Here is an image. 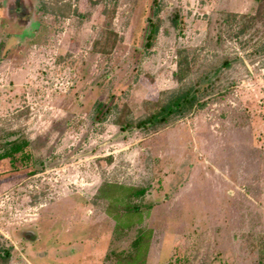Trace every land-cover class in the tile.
Masks as SVG:
<instances>
[{"label":"rangeland","instance_id":"374dc122","mask_svg":"<svg viewBox=\"0 0 264 264\" xmlns=\"http://www.w3.org/2000/svg\"><path fill=\"white\" fill-rule=\"evenodd\" d=\"M56 3L76 13L57 15ZM256 9V0H0V144L25 137L32 157L17 170L0 162L9 264H108L128 243L114 241L97 197L106 183L149 189L139 200L152 205L147 264H257L249 245L264 235V36L238 38L226 21ZM18 10L36 12L28 33L10 24ZM149 18L160 29L145 49ZM106 29L119 37L109 56L93 52ZM180 49L191 65L182 84ZM188 86L199 103L185 117L156 131L116 125Z\"/></svg>","mask_w":264,"mask_h":264},{"label":"trees","instance_id":"16d2710c","mask_svg":"<svg viewBox=\"0 0 264 264\" xmlns=\"http://www.w3.org/2000/svg\"><path fill=\"white\" fill-rule=\"evenodd\" d=\"M257 9L254 14L229 15L226 21L232 25V29L239 38L246 33L250 38L264 36V0H256ZM55 7L51 9L60 16L74 12L71 6L64 8ZM160 25L153 18H149L146 27L145 42L143 47L150 49L159 33ZM119 37L111 29L103 31L102 37L95 41L93 52L106 56L112 54ZM188 51L180 49L178 51L177 71L175 79L182 84L191 74ZM231 62L226 60L223 66L229 67ZM199 103L195 87H182L170 100L145 103L147 107L146 117L137 122H130L126 118V111L118 117L116 125L121 129L139 128L146 130H159L170 124L174 119L188 115ZM110 107L100 105L98 115H105ZM29 141L25 137H19L12 141H5L0 144V162L8 161L13 170H17L19 165L27 167L31 164L32 157L26 152ZM29 164V165H30ZM34 166V165H33ZM32 166V167H33ZM30 173L42 170L44 166L39 165ZM3 178L0 175V179ZM149 192L147 187H132L126 185L106 183L102 185L98 192V198L108 204L107 214L114 220L113 231L114 241L127 242L128 245L122 250H113L106 256L108 264H147L154 231L145 225V219L150 215L152 205L144 206L139 200L143 199ZM249 248L256 254L257 264H264V235L251 240ZM11 251L2 249L0 251V264H9Z\"/></svg>","mask_w":264,"mask_h":264},{"label":"flooded vegetation","instance_id":"af4514ba","mask_svg":"<svg viewBox=\"0 0 264 264\" xmlns=\"http://www.w3.org/2000/svg\"><path fill=\"white\" fill-rule=\"evenodd\" d=\"M17 4H20L19 2ZM36 12L32 11V12H26V11H22L20 12V10H18V13L16 14V17H11L10 18V24L12 26H14L15 28L19 29V30H23V32H29V28L30 26L33 24L34 22V18L37 16L35 14Z\"/></svg>","mask_w":264,"mask_h":264}]
</instances>
